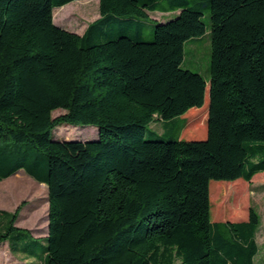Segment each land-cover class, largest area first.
I'll return each mask as SVG.
<instances>
[{
    "label": "trees",
    "instance_id": "trees-1",
    "mask_svg": "<svg viewBox=\"0 0 264 264\" xmlns=\"http://www.w3.org/2000/svg\"><path fill=\"white\" fill-rule=\"evenodd\" d=\"M70 1L0 0V181L47 186L44 264H254L259 214L221 220L220 199L264 171V0H98L81 34L53 21ZM205 9L207 80L181 68ZM155 11L176 14L146 40ZM176 116L188 138H144ZM62 124L97 137L53 139Z\"/></svg>",
    "mask_w": 264,
    "mask_h": 264
},
{
    "label": "rangeland",
    "instance_id": "rangeland-1",
    "mask_svg": "<svg viewBox=\"0 0 264 264\" xmlns=\"http://www.w3.org/2000/svg\"><path fill=\"white\" fill-rule=\"evenodd\" d=\"M89 2V3H88ZM57 8V9H56ZM151 19L144 21L142 28L146 40L152 38V18H160L158 22H165L173 18L176 12L149 13ZM99 16L98 0H73L53 9V21L56 25L76 33H81L89 22ZM202 20L206 31L199 37H193L184 43V55L181 68L200 74L203 79L209 77L211 60V40L209 28L208 10L205 9ZM62 110H55L53 116L61 113ZM183 126H186L184 116H176L172 119H156L145 126L143 136L145 139L161 138L164 140L188 138ZM80 125L62 124L51 131V137L58 136L64 139H83L87 134L89 138H96L97 131ZM255 178L247 183L243 182L245 192L236 196L228 190L220 199V209L225 214L220 218L239 220L240 216H231L230 211L237 202H241V209L246 214L249 206H252L260 216V224L256 232L258 253L254 257V264H264V171L257 173ZM213 182L215 185L216 181ZM217 191V188H215ZM47 186L28 176L22 169L0 181V210L14 213L17 217L13 223L20 228L18 237L10 239L11 251L8 248V241L0 243V264H44L47 225ZM244 218V215H242ZM9 218L0 215V233L5 231Z\"/></svg>",
    "mask_w": 264,
    "mask_h": 264
},
{
    "label": "crops",
    "instance_id": "crops-1",
    "mask_svg": "<svg viewBox=\"0 0 264 264\" xmlns=\"http://www.w3.org/2000/svg\"><path fill=\"white\" fill-rule=\"evenodd\" d=\"M155 12H159V11H155ZM149 13H151V12H149ZM160 13H162V12H160ZM165 14V13H164ZM149 16H150V14H149ZM151 17V16H150ZM152 19H156V20H159L160 18H152ZM82 33V32H81ZM81 33H79V34H81Z\"/></svg>",
    "mask_w": 264,
    "mask_h": 264
},
{
    "label": "bare ground",
    "instance_id": "bare-ground-1",
    "mask_svg": "<svg viewBox=\"0 0 264 264\" xmlns=\"http://www.w3.org/2000/svg\"><path fill=\"white\" fill-rule=\"evenodd\" d=\"M88 3H89V2H88ZM56 9H57V8H56ZM59 9H61V6H60V7H58V10H59Z\"/></svg>",
    "mask_w": 264,
    "mask_h": 264
}]
</instances>
